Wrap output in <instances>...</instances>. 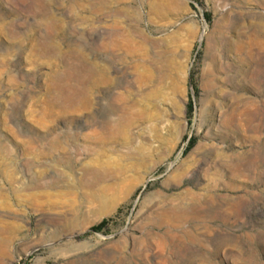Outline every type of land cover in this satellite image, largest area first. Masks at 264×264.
Listing matches in <instances>:
<instances>
[{"label": "rangeland", "instance_id": "374dc122", "mask_svg": "<svg viewBox=\"0 0 264 264\" xmlns=\"http://www.w3.org/2000/svg\"><path fill=\"white\" fill-rule=\"evenodd\" d=\"M0 230V264H264V0H0Z\"/></svg>", "mask_w": 264, "mask_h": 264}, {"label": "bare ground", "instance_id": "6f19581e", "mask_svg": "<svg viewBox=\"0 0 264 264\" xmlns=\"http://www.w3.org/2000/svg\"><path fill=\"white\" fill-rule=\"evenodd\" d=\"M139 82H142V77L140 76L138 78ZM106 125V124H105ZM104 126V125H103ZM102 126V127H103ZM117 124H107V126L103 127L106 129H117ZM120 184H113V185H109L107 186L102 193H100L99 195H97V197L95 198L96 201L99 202H103V203H112L115 201V193L118 191ZM6 230H0V235L6 233ZM10 243L9 240L5 237V238H0V245H4V244H8Z\"/></svg>", "mask_w": 264, "mask_h": 264}, {"label": "trees", "instance_id": "16d2710c", "mask_svg": "<svg viewBox=\"0 0 264 264\" xmlns=\"http://www.w3.org/2000/svg\"><path fill=\"white\" fill-rule=\"evenodd\" d=\"M105 223H106V222H105V220H104V221L100 222L99 224L94 225V226L90 229V231H101V230L103 229ZM85 234H86V233H85Z\"/></svg>", "mask_w": 264, "mask_h": 264}]
</instances>
